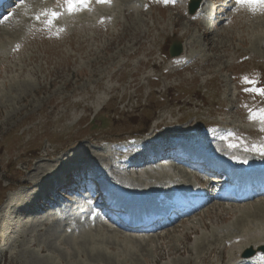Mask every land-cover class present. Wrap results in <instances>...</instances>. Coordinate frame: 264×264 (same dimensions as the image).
Instances as JSON below:
<instances>
[{"label":"rangeland","instance_id":"rangeland-1","mask_svg":"<svg viewBox=\"0 0 264 264\" xmlns=\"http://www.w3.org/2000/svg\"><path fill=\"white\" fill-rule=\"evenodd\" d=\"M211 1L217 10L210 25L190 19L188 0H90L96 23L83 8L66 13L63 0H18L15 13H5L18 28L4 23L0 31V264H241L237 242L217 243L213 236L230 230L235 237L242 208L264 225V197L242 204L214 200L189 220L146 237L102 224L105 240L116 233L122 241L101 245V235L97 246L107 261L92 260L83 247L81 256L73 253L74 235L51 220L39 199L51 178L64 186L68 172L102 163L107 177L91 172L97 181L172 184L170 173L178 169L139 180L137 173L161 167L134 173L122 161L140 153L134 145L153 150L175 136L226 158L263 160L252 146L264 143V132L250 113L264 109V97L252 91L264 88V8ZM52 12L59 15L49 27L45 13ZM177 41L184 58L170 59ZM245 77L256 83L246 84ZM62 203L72 213L73 203ZM83 219L70 222L81 227L90 221ZM209 248L215 252L208 255ZM253 257L252 264H264Z\"/></svg>","mask_w":264,"mask_h":264},{"label":"bare ground","instance_id":"bare-ground-1","mask_svg":"<svg viewBox=\"0 0 264 264\" xmlns=\"http://www.w3.org/2000/svg\"><path fill=\"white\" fill-rule=\"evenodd\" d=\"M226 2H228V0H226ZM204 5H203V7H202V10L200 11V13H202V20L204 21V22H206L207 24H210V21H207V16L209 15V14H212V12L213 11H215V7L213 6V4H211V1L210 0H204ZM20 16V15H19ZM94 17H96L97 18V15H95L94 14ZM2 21H4V22H7V23H11L9 20L7 21V18H5L3 15H1L0 16V31L1 30H5L6 31V29L3 27L4 25H2ZM10 27L13 29V30H15V28H18V26H16V27H14V25H10ZM11 33V32H10ZM3 34V33H2ZM0 36H2V35H0ZM1 40V39H0ZM182 58H184V55L183 56H180V58L179 59H182ZM186 58V57H185ZM187 60H188V58H187ZM187 63H189V62H187ZM181 68H183V66L181 67ZM177 137L175 136L174 138H171V139H174V140H172V142L173 141H175V139H176ZM177 139H180V138H177ZM171 142V141H170ZM171 142V143H172ZM153 143L154 144H157L156 143V140H154L153 141ZM158 143H160V144H162V146H163V148H166V147H168V146H170V144H168V142H165V143H162V142H160V141H158ZM153 144V145H154ZM160 144H158V145H160ZM159 147V149H162L161 148V146H158ZM132 149H134V150H136V151H138L139 149L140 150H146V148L144 147V146H133L132 147ZM194 151H195V149L194 148H192ZM199 151H203V153L206 155V156H208V157H214V156H216L217 155V153L218 152H212V151H208L207 149H205V148H201V150L199 149ZM140 152H142V151H140ZM196 152V151H195ZM134 158H136L139 162H140V165L139 166H134V165H130L129 164V162L131 161V159H129V160H127V161H124L123 162V164L125 165V168L127 169V170H129L128 172H130V170L132 171V172H134V173H137L138 171H141V169H143V168H145V164H146V162H145V157L143 158L139 153L138 154H136L135 156H134ZM245 166H252V167H255V166H257V165H259V166H264V159L263 160H261V161H257V162H254V161H246V162H244L243 163ZM86 166H88L87 164H85ZM88 168H89V172H92V173H98L99 174V176H103V177H107V175L106 174H104L105 173V171L107 170V166L105 165V164H101L100 166L99 165H97L96 166V164L95 165H93V166H88ZM174 168V167H173ZM178 170H180L179 172L181 173V175L179 176V177H177V174H170L173 178H175V181L173 182L172 181V184H164V185H152V187H151V185L150 186H148V187H141V188H133V187H130L129 185H130V183H129V185H124V184H122L120 181H118V179L117 180H115L117 183L115 184V189L116 190H120V189H123L124 191H126L127 193H130V195H131V197H132V202H134V203H147V204H152L153 203V201H154V199H155V197L157 196V195H160V198H167V195L166 194H163V193H161L160 191H162L163 189H165V188H173V187H175V186H177V185H179L180 183L179 182H182V179L184 180V178L185 177H191V175H190V173H188V172H186V171H184V170H182V169H179V168H177ZM199 169H205V167L204 166H200L199 167ZM101 170L103 171V173L101 172ZM157 170V171H156ZM156 170H153V169H150V170H148L147 172H142V173H140L139 172V174L137 173L136 174V176H138L139 178H141V179H139V180H142L143 178H142V175H143V177H144V175L145 174H147V173H149L151 176L153 175H155V174H152V172H154V173H157V174H160V175H165V173H167V168H165V167H161L160 168V172H159V170L158 169H156ZM164 170V171H163ZM52 172V171H51ZM151 172V173H150ZM46 173V172H45ZM162 173V174H161ZM179 173V174H180ZM178 174V175H179ZM183 174H184V176H183ZM148 175V174H147ZM186 175V176H185ZM46 176V175H45ZM50 176H52V174H50ZM49 176V177H50ZM157 176V175H156ZM166 176H167V174H166ZM166 176H165V178H166ZM53 177V176H52ZM138 177H136V179L138 178ZM158 177V176H157ZM164 177V176H163ZM193 177L195 178V180H197V181H199V180H201L202 179V176L199 174V173H195L194 175H193ZM149 178H150V176H149ZM155 178V177H154ZM160 178V177H159ZM158 178V179H159ZM169 178V180L171 179V177H168ZM145 179V178H144ZM153 179V178H152ZM151 179V180H152ZM185 179H187V178H185ZM138 180V181H139ZM148 180H150V179H148ZM150 180V181H151ZM155 180V179H154ZM128 181H130V180H128ZM131 181H132V179H131ZM134 181V180H133ZM135 181H137V180H135ZM134 181V182H135ZM137 181V182H138ZM141 182V181H140ZM53 184H55V182H54V178H51L50 179V185H53ZM151 184V183H150ZM45 185H47V184H45ZM132 185V184H131ZM137 185V184H136ZM132 186H135L134 184L132 185ZM144 186H146V185H144ZM140 187V186H139ZM253 198L254 197H259L258 196V194H255V196H252ZM90 204H92V203H90ZM90 204H87V206L88 205H90ZM93 205V204H92ZM29 205L27 204L26 205V207L25 208H27V209H29V207H28ZM60 207H61V205L60 204H54V205H48V208L49 209H57V212L55 211V212H51L50 214V218H51V220H52V218L54 219V220H56L57 221V223L58 222H63V221H65V218H67L69 215H64V213L62 212L61 213V217L60 218H58V217H56V215H59V211H60ZM242 208V207H241ZM245 209H248V208H245ZM245 209H241V210H237L238 211V213H239V216L240 217H243V219H242V223L240 224V226H239V228H237L235 231H237L236 232V236L235 237H233V234H231V231L230 230H227V232H226V234H224V235H214L213 237L215 238V242H220V241H223V240H225L227 237H229V242L230 243H235V242H237V249H238V251L239 252H241L243 249H245L246 247H250V248H255V246L256 247H258V246H261V245H264V225H263V223H259L260 221H258V222H253L252 220L250 221V219H248V216H250V213H251V211H245ZM39 210V209H38ZM85 211L86 212H92V210H90V209H88V208H85ZM53 216V217H52ZM263 217V216H262ZM69 219H70V217H68ZM259 220V219H258ZM264 220V219H263ZM186 220H182V222H185ZM47 222H49V221H47ZM56 223V222H55ZM89 225V224H88ZM87 225V226H88ZM52 226V225H51ZM87 226H84L82 229H80L79 231H77V233L75 234L73 231H71L70 233H71V235H74V237H72V239L70 240L71 241V243H72V250H73V253H78L80 256L82 255L81 253L84 251V249H85V254H86V256H89L92 260H97V261H99V260H108L107 259V257H105L102 253H101V251L99 250V248H98V242H99V238H102L103 239V237L105 236V235H108V233L107 234H105V235H103L101 232H102V227H103V225H102V223H95L94 225H93V227H87ZM173 226H175V225H171V226H169V227H166V228H163V229H161V230H158V231H156V230H154V229H152V230H150L149 231V233H147V234H145L143 237H146L147 235H149V234H153V233H158V232H161V231H164V230H166V229H168V228H170V227H173ZM92 230L93 231V229H95L92 233H86V234H84V235H82L81 236V238H82V240L81 241H78V242H76L77 240V238H79L80 237V234L82 233V232H84L85 230ZM107 229H108V227H107ZM110 229V228H109ZM39 231V229H36V228H32L31 229V233H33L34 231ZM63 230H67L65 227H64V229ZM111 230V229H110ZM112 231H115V230H113L112 229ZM138 231H140V230H138ZM226 231V230H225ZM108 232H109V230H108ZM188 232V231H187ZM110 233H112V232H110ZM135 233H138V232H133V234H135ZM165 233H167V232H165ZM169 233V232H168ZM195 233V232H194ZM242 233H245V235H242ZM119 234V233H118ZM101 235H103V237H101ZM167 235V234H166ZM98 236V237H97ZM125 236V235H124ZM243 236H245L244 238H243ZM61 237V236H60ZM76 237V238H75ZM121 237H123V235L121 236ZM130 237V236H129ZM158 237V236H157ZM119 238V237H118ZM118 238H117V234L116 233H113V234H110L108 237H106V239L107 240H105V237H104V242L103 241H100L101 243V245H108V246H113L114 244L116 245V242H118L119 241V243H122V241H120V240H118ZM125 239H127L128 238V236L127 237H124ZM134 238H136L135 236H134ZM235 238H238V239H235ZM240 238V239H239ZM30 239V238H29ZM129 239V238H128ZM33 240V239H32ZM130 240V239H129ZM136 240V239H135ZM161 240V239H160ZM142 241V240H141ZM32 241L30 240V242H28L27 244H30ZM146 242H148V241H146ZM150 242H151V240H150ZM132 243V242H131ZM138 243V242H137ZM149 243V242H148ZM42 244V243H41ZM139 244V243H138ZM140 244H141V242H140ZM60 245V244H59ZM88 246V247H87ZM170 246V245H169ZM80 247L82 248H84L83 250H80ZM211 247H212V245H211ZM210 249V248H209ZM207 251H208V255L209 254H213L214 252H215V250L213 251V250H208L207 249ZM39 252H41V253H44V252H46V250H44L43 249V247H41L40 246V248H39ZM168 252V251H167ZM170 252V251H169ZM177 252V251H176ZM84 253V252H83ZM173 253V252H172ZM45 254V253H44ZM202 254V253H201ZM46 255V254H45ZM173 255V254H172ZM78 256V255H77ZM233 256V255H232ZM43 257V256H42ZM88 258V257H87ZM255 258H258L259 260H263L259 255H256L255 256ZM80 259V258H79ZM99 259V260H98ZM110 259V258H109ZM238 259H239V262L241 263V264H251V262H250V260L251 259H244V258H240L239 257V255H238ZM51 260V259H50ZM45 261V260H44ZM96 261V262H97ZM110 261V260H109ZM264 261V260H263ZM75 262V261H74ZM79 262V261H78ZM91 262V261H90ZM66 264H68V262L66 263ZM75 264H78V263H76L75 262Z\"/></svg>","mask_w":264,"mask_h":264},{"label":"snow or ice","instance_id":"snow-or-ice-1","mask_svg":"<svg viewBox=\"0 0 264 264\" xmlns=\"http://www.w3.org/2000/svg\"><path fill=\"white\" fill-rule=\"evenodd\" d=\"M64 5L66 6V11L71 14L74 11L78 10L81 7H86L90 0H63ZM164 3H169L170 0H163ZM97 4H108L110 3V0H96ZM236 3L238 5H247L252 10H255L256 7L264 8V0H236ZM45 15H49L50 19L46 21L47 25L50 27L53 21L58 17V13L52 12V13H45ZM37 19H39L37 17ZM244 82L246 84H254L256 81H250L247 77L244 78ZM255 95L264 97V88H255L252 89ZM250 119L251 120H259L261 124L260 131L264 132V109H261L259 112L252 114L250 113ZM229 147H236L234 144H230ZM247 150V149H246ZM252 150L257 152L261 157H264V143L261 145H253ZM242 163L246 161H240Z\"/></svg>","mask_w":264,"mask_h":264},{"label":"water","instance_id":"water-1","mask_svg":"<svg viewBox=\"0 0 264 264\" xmlns=\"http://www.w3.org/2000/svg\"><path fill=\"white\" fill-rule=\"evenodd\" d=\"M197 6H198V0H194V1L190 4V12H193L194 9L197 8ZM180 52H181V48H180L179 45H177V46L174 48V50L171 52V55H172V56H174V55H179ZM260 250H261L262 252H264V247L260 248ZM252 254H253V252L250 251V252L245 253L244 256H245V257H249V256L252 255Z\"/></svg>","mask_w":264,"mask_h":264}]
</instances>
